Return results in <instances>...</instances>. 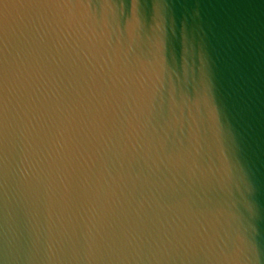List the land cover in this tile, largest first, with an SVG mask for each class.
<instances>
[{
  "label": "water",
  "instance_id": "1",
  "mask_svg": "<svg viewBox=\"0 0 264 264\" xmlns=\"http://www.w3.org/2000/svg\"><path fill=\"white\" fill-rule=\"evenodd\" d=\"M0 264H264V0H0Z\"/></svg>",
  "mask_w": 264,
  "mask_h": 264
}]
</instances>
